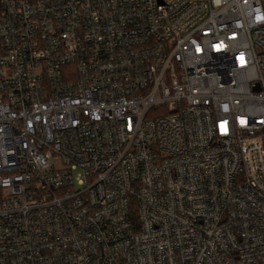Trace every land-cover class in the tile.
Listing matches in <instances>:
<instances>
[{"label": "built area", "instance_id": "2783aa9c", "mask_svg": "<svg viewBox=\"0 0 264 264\" xmlns=\"http://www.w3.org/2000/svg\"><path fill=\"white\" fill-rule=\"evenodd\" d=\"M0 264H264V0H0Z\"/></svg>", "mask_w": 264, "mask_h": 264}]
</instances>
